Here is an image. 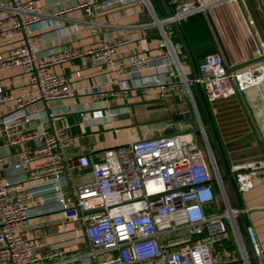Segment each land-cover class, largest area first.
<instances>
[{"label": "built area", "instance_id": "1", "mask_svg": "<svg viewBox=\"0 0 264 264\" xmlns=\"http://www.w3.org/2000/svg\"><path fill=\"white\" fill-rule=\"evenodd\" d=\"M140 1L152 17L149 25L158 27L160 43L149 55L130 56L118 63L116 54L129 42L126 37L103 38L94 45L42 54L36 47L38 31L47 24H36L45 21L47 14L35 0H0V33L6 39L21 33L25 36L21 44L0 52V73L19 67L23 75L17 82V95L0 79V149L18 148L11 155L0 151V264H214V245L226 237L228 229L235 235L242 261L249 264L237 210L231 206L219 164L202 130L205 155L193 133L174 131L105 149L95 161L88 155L67 157L64 148L71 143V135L65 127L49 130L46 126L40 103L75 94L67 76L52 66L77 58L93 69L111 71V83L118 92L134 87L146 91L151 86L164 92L179 82L190 94L188 85L195 81L211 102L264 80L263 63L228 70L217 52L202 58L192 80L185 77L184 62L170 37L171 23L179 26L189 15L224 0H166L171 14L163 18L155 16L149 0ZM103 7L99 0H79L55 10L52 16L60 18L63 12L80 8L84 17L77 22L96 34L104 25L95 19V13ZM260 48L264 54V41ZM126 68L130 79H120ZM90 116L99 118L102 112L94 109ZM29 141L34 145L27 147ZM4 165L21 175L4 177ZM228 169L236 192L241 193L252 189L264 163H233ZM84 171L92 178L74 184V173ZM211 179L223 206L220 211H208L216 201ZM36 197L55 202L62 217L82 224L88 242L84 252L65 255L67 246L84 241L76 228L55 234L48 244L43 237H25L23 229L35 213L31 204ZM248 229L258 263L264 264V248L255 243Z\"/></svg>", "mask_w": 264, "mask_h": 264}, {"label": "crops", "instance_id": "2", "mask_svg": "<svg viewBox=\"0 0 264 264\" xmlns=\"http://www.w3.org/2000/svg\"><path fill=\"white\" fill-rule=\"evenodd\" d=\"M35 1L47 14L45 21L36 24L37 26L47 24V27H42L38 31L40 39L36 47L42 54L58 52L68 47L94 45L103 38L126 37L129 42L121 46L116 54L117 62L122 63L130 56L141 57L155 52L160 43L158 27L149 25L152 17L140 0H126L112 6L106 4L109 0H99L104 7L96 11L95 19L104 26L100 27L96 34L77 22L84 17L80 8L67 10L60 15V18L52 16L55 10L70 7L79 0ZM149 1L155 16L165 17V10L160 2ZM199 16L210 42L206 53L217 52L226 69L262 64L251 60L258 55L257 46L264 41V0H224L209 6L199 13ZM61 21L64 22V26H59ZM133 24L141 25L135 28L129 26ZM170 28L173 45L186 65L185 77L192 80L197 65L205 55H195L181 23L179 29L188 53L182 47L173 27H169V30ZM22 42H24L22 33L9 39L4 38L0 33V52H7ZM52 69L67 76L75 93L72 98L40 103L47 128L53 130L65 127L73 138L64 148L67 157L88 155L98 161L105 149L128 141L174 131H187L204 126L201 123L206 125L199 93L192 82L188 85L190 94L187 93L184 84L179 82L175 87H170L164 92L156 86H151L146 91L134 87L126 92H118L116 86L111 83L113 76L111 71L93 69L78 58L60 66L53 65ZM75 71H79L78 77L75 76ZM130 76L131 73L126 68L119 78L129 80ZM22 78V70L19 67H11L0 73L1 81L10 85L9 92L13 95L20 93L17 82ZM201 95L227 165L250 161L264 163V80L257 85L237 91V95L233 93L211 102L206 101L202 91ZM181 101L186 103L188 115L182 120H174L173 117L178 111L177 103ZM45 108L49 110L50 123ZM94 109L101 110L102 116L92 118L90 115ZM1 112H3L2 105H0ZM83 116L86 118L84 119ZM153 130L154 132H151ZM33 145V141L26 144L27 147ZM17 150L18 148L13 146L0 149L4 155H11ZM220 171L222 173L221 167ZM1 174L7 178H18L21 175L12 171L8 165H4ZM73 176L74 184L92 178L88 171L82 174L74 173ZM224 182L227 186L226 181ZM69 189L66 188L65 192L70 193ZM227 190L231 206L235 208L228 186ZM237 196L255 243L264 248V170L257 173L252 189L237 192ZM31 207L35 213L29 217L23 229L27 239L43 237L48 244L54 240L55 234L73 228L78 229L82 235L80 224L62 217L55 202L36 197ZM222 208V203L220 205L215 201L208 211H220ZM236 221L242 243L250 257L251 249L238 215ZM83 239L80 244L67 246L65 255L84 252L88 248V242L84 237ZM213 253L214 264H245L235 235L230 229L227 230L226 237L215 243ZM65 264L82 263L76 261ZM249 264L255 262L249 260Z\"/></svg>", "mask_w": 264, "mask_h": 264}, {"label": "water", "instance_id": "3", "mask_svg": "<svg viewBox=\"0 0 264 264\" xmlns=\"http://www.w3.org/2000/svg\"><path fill=\"white\" fill-rule=\"evenodd\" d=\"M158 1L160 2V4L163 6V8L165 10V16H170L171 11H170V9L168 7L167 2L165 0H158ZM171 26L173 27V29L177 33L179 41L181 42V45L184 48L185 52L188 53L187 49H186L185 42H184V38H183L182 33H181L180 29H179V26L175 22H172ZM255 44L257 45L258 43H255ZM257 47H258V55L254 59H252L251 61L252 62L259 61V62H262L263 65H264V54L262 53L260 46L258 45ZM191 82L195 85L196 89L198 90L200 102H201L202 109H203V116L205 117V120H206V125L201 126V127L198 126V127L194 128V129H190V130H187V131L193 133V132H197V131H201L202 130L205 133V130H208V132H209V134L211 136L212 142H213V146H214V150H215L216 156L218 158V163H219V165H220V167L222 169V173H221L220 178H221V180L226 181V183H227V186L229 188V191H230L231 196H232L233 201H234L235 209L237 210V215H238V217L240 219V225H241L242 229L244 230V233L246 235V238L248 240V243H249V246H250V249H251V256L248 257V258H249V260H253L255 262V264H259L258 263V257L255 254L253 243L251 241V236H250V232H249V229H248V225H247V222L245 220L243 211L241 209V205L239 203L237 192H236L235 187H234L232 176H231V173L229 172L228 165H227V163H226V161L224 159V155L222 153V150H221V147L219 145L218 139H217V137L215 135L212 122H211L210 117H209L208 112H207L206 104H205V102L203 100V97L201 95L200 87L195 81H191ZM234 93L237 95V91L236 90H235ZM43 103H45V102H43ZM177 110H178L177 111V115H175L173 117L174 120H182V119L186 118V116L188 115L187 105L183 101L177 103ZM45 112H46L48 121L50 123V119L51 118H50L49 110L47 108H45ZM211 182H214V179H211ZM80 228H81L83 237L86 239L85 234H84V229H83V226H82L81 223H80Z\"/></svg>", "mask_w": 264, "mask_h": 264}, {"label": "trees", "instance_id": "4", "mask_svg": "<svg viewBox=\"0 0 264 264\" xmlns=\"http://www.w3.org/2000/svg\"><path fill=\"white\" fill-rule=\"evenodd\" d=\"M181 27L196 56L206 55L209 49V37L199 13L189 15L181 22Z\"/></svg>", "mask_w": 264, "mask_h": 264}, {"label": "rangeland", "instance_id": "5", "mask_svg": "<svg viewBox=\"0 0 264 264\" xmlns=\"http://www.w3.org/2000/svg\"><path fill=\"white\" fill-rule=\"evenodd\" d=\"M171 40H172V38H171ZM185 66H186V65L184 64V68H185ZM201 124L205 125L204 123H201ZM151 132H154V130L151 131ZM205 133H206V135H207V139H208L209 145H210L211 149L213 150V153H214V155H215V157H216V160H217V163H218V159H217V156H216V153H215V150H214V147H213L212 141H211V139H210L209 133H208L207 130H205ZM193 136H194V138L197 140L199 147L202 149V151H203V153H204V155H205V144H204V141H203V139H202V134H201V132H199V131H197V132H193ZM212 188H213V191H214V193H215V195H216V201L218 202V204L221 205V200H220V196H219V194H218V189H217L216 182H212Z\"/></svg>", "mask_w": 264, "mask_h": 264}]
</instances>
